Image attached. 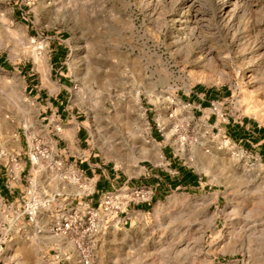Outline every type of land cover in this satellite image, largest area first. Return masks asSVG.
Masks as SVG:
<instances>
[{
  "label": "rangeland",
  "instance_id": "obj_1",
  "mask_svg": "<svg viewBox=\"0 0 264 264\" xmlns=\"http://www.w3.org/2000/svg\"><path fill=\"white\" fill-rule=\"evenodd\" d=\"M60 88L61 122L83 121L104 167L140 180L173 167L170 156L200 183L99 234L90 264H264V167L220 127L236 116L264 121V0H0V164L12 189L75 205L88 196L72 178L27 161L33 139L67 160L44 105ZM206 90L217 100L193 116L186 99ZM7 154H20L25 172ZM9 203L0 198V224ZM49 213L10 232L0 264H82L48 232Z\"/></svg>",
  "mask_w": 264,
  "mask_h": 264
},
{
  "label": "crops",
  "instance_id": "obj_2",
  "mask_svg": "<svg viewBox=\"0 0 264 264\" xmlns=\"http://www.w3.org/2000/svg\"><path fill=\"white\" fill-rule=\"evenodd\" d=\"M62 53V50H56V56H59L57 60L62 59ZM57 60L54 61V65L58 63ZM59 69H63V67H58L57 70ZM64 82L65 80H63ZM32 87L34 88V86ZM66 93V90L60 88L58 93L55 94V98L52 96L48 97L44 102L45 112L49 113L55 122V126H51V129L54 127L55 130L51 134L54 140L53 147L62 153L69 162L73 163L76 171L92 180L93 193L89 195L90 197L88 196L86 203L91 206L95 205L99 200V196L104 191L121 184L128 183L129 186H151L154 192L149 203L130 205L127 208V214L129 216L127 222L128 228L133 225L135 217L145 218V214L152 207L151 205L161 200L162 197H165L174 189H186L199 186L200 183L196 179L194 172L170 156L169 159L173 160L170 165L173 167L158 170L147 169V173H144L140 180H131L129 177L125 178V175L118 173L114 167H104L100 159L97 158V155L89 152L86 147L88 130L82 124L83 121L77 116L72 115L68 122H61L65 114L64 102L66 100ZM217 94L213 90H206L203 93L192 91L186 99L191 114L195 116L199 112L210 109L212 103L217 100L213 98L217 97ZM210 121L216 124L217 118L210 116ZM220 127L225 133V136L233 142L236 149L241 151L247 159L259 162L264 167V121L246 115L241 117L236 116L234 118H228L226 122H220ZM152 135L154 139L158 138L155 134L152 133ZM70 136H73V140ZM21 149L24 150L23 147ZM26 167L27 164L23 163L20 158V175L22 172H25ZM5 171L4 165L0 164V198L3 202H9L16 200L25 191L21 188L22 183H20L21 186H18L17 189H11ZM20 182H22L21 179ZM47 218V222H49L50 214L47 215Z\"/></svg>",
  "mask_w": 264,
  "mask_h": 264
},
{
  "label": "built area",
  "instance_id": "obj_3",
  "mask_svg": "<svg viewBox=\"0 0 264 264\" xmlns=\"http://www.w3.org/2000/svg\"><path fill=\"white\" fill-rule=\"evenodd\" d=\"M4 155L0 153V157ZM8 156V154H7ZM10 168L20 169V154H9ZM30 167L39 166L47 161L50 170L57 171L63 180H73L86 196L93 193L92 180L80 172L72 174L68 160L64 161L54 149L43 146L41 141L33 139L28 145ZM12 171V170H10ZM12 189V187H11ZM153 188L148 185L129 186L128 183L114 186L100 195L99 203L93 208L88 203L73 205L59 200V194H41L31 187L24 195L6 204L2 210L3 221L0 224V252L9 238L10 232H17L36 225L42 212H50L48 232L56 237L69 240L76 249L80 262L90 264L94 242L99 234L109 229L126 230L130 205L149 203L153 196Z\"/></svg>",
  "mask_w": 264,
  "mask_h": 264
},
{
  "label": "trees",
  "instance_id": "obj_4",
  "mask_svg": "<svg viewBox=\"0 0 264 264\" xmlns=\"http://www.w3.org/2000/svg\"><path fill=\"white\" fill-rule=\"evenodd\" d=\"M197 186V185H196Z\"/></svg>",
  "mask_w": 264,
  "mask_h": 264
}]
</instances>
